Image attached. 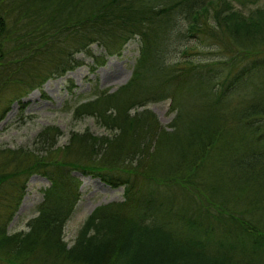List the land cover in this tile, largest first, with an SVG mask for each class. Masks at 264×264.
Returning a JSON list of instances; mask_svg holds the SVG:
<instances>
[{
  "label": "trees",
  "instance_id": "obj_1",
  "mask_svg": "<svg viewBox=\"0 0 264 264\" xmlns=\"http://www.w3.org/2000/svg\"><path fill=\"white\" fill-rule=\"evenodd\" d=\"M134 39L130 79L73 111L109 136L72 131L59 146L48 125L34 149L0 150V264H264V0H0V122L79 54L96 70ZM160 101L170 130L146 108ZM75 172L124 200L96 208L70 247ZM34 175L50 186L29 230L10 234Z\"/></svg>",
  "mask_w": 264,
  "mask_h": 264
},
{
  "label": "rangeland",
  "instance_id": "obj_2",
  "mask_svg": "<svg viewBox=\"0 0 264 264\" xmlns=\"http://www.w3.org/2000/svg\"><path fill=\"white\" fill-rule=\"evenodd\" d=\"M254 7V6H251ZM95 55H104L99 45H93ZM140 53V41L134 39L123 49L120 56L107 57V63L92 70L93 60L85 54L77 57L83 65L68 72L65 76L49 80L42 89L36 90L24 98V106L14 103L10 111L0 122V150L28 147L34 149V142L39 131L48 125L59 126L63 132L59 146L68 143L72 131L84 132L89 129L96 136H109L104 127H100L92 118L81 121L73 119L74 108L80 103L91 100L96 89L116 90L131 77ZM264 73V68H263ZM250 91L255 92L254 87ZM199 83L187 81L184 87V99L189 103L199 104L202 99ZM147 109L156 114L159 122L168 127L175 113L170 111V101L150 103ZM81 181V198L76 211L65 228V241L72 247L78 233L87 218L101 205L124 200V188H113L99 178L75 172ZM50 186L49 181L40 176H32L27 184L23 201L9 225V233L27 232L28 223L37 216V207L43 200V190Z\"/></svg>",
  "mask_w": 264,
  "mask_h": 264
}]
</instances>
